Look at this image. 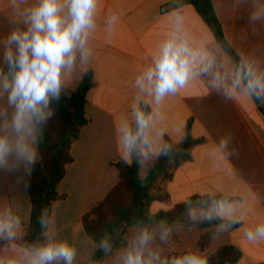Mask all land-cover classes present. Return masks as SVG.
Masks as SVG:
<instances>
[{
	"label": "clouds",
	"instance_id": "obj_1",
	"mask_svg": "<svg viewBox=\"0 0 264 264\" xmlns=\"http://www.w3.org/2000/svg\"><path fill=\"white\" fill-rule=\"evenodd\" d=\"M98 4L99 0H3L8 31L0 35V173L31 175L40 159L44 127L55 114L53 102L74 91L91 68L90 38L98 28ZM234 6L247 11L248 24H264V0H234ZM168 15L170 28L138 70L131 85L133 103L117 126L119 156L127 164L135 157L145 170L150 161L172 152L164 140L168 130L162 105L190 82L204 83L225 101L243 96L264 103V57L238 53L233 58L223 42L195 38L178 9ZM119 18L115 12L106 17L108 37ZM232 142L225 134L209 151L213 167L228 175L233 174L230 161L238 156ZM21 183L27 186L25 179ZM198 193L201 198L196 201L188 199L190 195L184 199L186 224L157 221L152 212L127 228L119 246L118 233L102 230L100 239L93 241V256L100 252L109 264H208L199 250L178 251L174 236L218 219L215 238L243 222L247 210L221 190ZM38 223L39 236L29 242L23 239L27 232L21 215L12 207L0 208V264H76L78 249L59 237L49 208L41 211ZM244 237L249 243L264 241V223L246 229Z\"/></svg>",
	"mask_w": 264,
	"mask_h": 264
},
{
	"label": "crops",
	"instance_id": "obj_2",
	"mask_svg": "<svg viewBox=\"0 0 264 264\" xmlns=\"http://www.w3.org/2000/svg\"><path fill=\"white\" fill-rule=\"evenodd\" d=\"M223 35L237 55L247 53L264 57V24L250 25L245 9L236 10L234 0H211ZM0 0V35L8 31L7 11ZM178 9L192 35L217 41L215 34L196 8L181 0H99L97 30L90 38L93 62L75 90L88 83L85 116L80 137L71 147L73 161L67 165L60 192L65 195L53 204L59 237L78 249L76 264L92 260L93 240L86 234L82 216L113 188L119 174L115 164L121 159L117 149V126L133 103L131 85L138 70L149 62L165 38L170 16ZM115 12L119 21L108 37L106 17ZM231 55V54H230ZM232 56V55H231ZM73 90H69V95ZM164 140L181 141L186 130L198 142L188 160L175 168L166 190L168 203L155 201L150 212L170 210L198 192L221 190L241 202L247 214L230 232L217 235L206 250L197 247L198 237L216 227L193 228L174 236L178 251L199 250L208 257L222 245H232L240 252L235 264H264V241L249 243L246 229L264 223V103L239 96L225 101L210 92L200 81L190 82L177 95L165 99ZM225 134L233 137L238 156L231 161L233 174L213 167L209 151ZM20 172L0 173V208L12 207L23 218L27 230L31 202ZM195 192V193H194ZM193 193V194H192ZM130 227V226H129ZM3 242H0L2 246ZM102 264H109L103 260Z\"/></svg>",
	"mask_w": 264,
	"mask_h": 264
},
{
	"label": "trees",
	"instance_id": "obj_3",
	"mask_svg": "<svg viewBox=\"0 0 264 264\" xmlns=\"http://www.w3.org/2000/svg\"><path fill=\"white\" fill-rule=\"evenodd\" d=\"M181 1L192 4L212 29L217 41L225 44L233 58H238L223 35L211 0ZM88 88L89 84L83 83L69 95L62 94L59 102H53L55 114L44 127L43 142L39 146L40 159L33 167L26 183L31 212L24 240L31 242L38 238L40 232L38 217L41 211L49 208L52 212L53 204L65 197L60 192V185L67 165L73 161L71 147L79 139L80 129L88 122L85 116ZM165 141L172 145V152L168 156H160L150 161L146 170L141 168L135 157L131 164L125 163L122 159L115 164L119 174L117 184L82 216L83 228L93 241H98L103 234L102 230H107L119 234L116 239L119 246L129 226L152 215L149 208L153 202L168 203L167 182L170 181L175 168L190 158L191 149L198 140L194 139L187 129L180 142ZM200 198L192 196L189 199L196 201ZM185 216L184 201L174 205L170 210L156 212L154 219L169 224L175 222L186 224ZM219 223L221 221L217 219L210 223H199L194 228L216 227ZM214 233L212 230L200 235L197 241L198 248L206 249L214 238ZM239 257L240 252L237 248L222 245L207 259L208 264H235ZM92 259L100 261V264L104 260L100 252H95Z\"/></svg>",
	"mask_w": 264,
	"mask_h": 264
},
{
	"label": "rangeland",
	"instance_id": "obj_4",
	"mask_svg": "<svg viewBox=\"0 0 264 264\" xmlns=\"http://www.w3.org/2000/svg\"><path fill=\"white\" fill-rule=\"evenodd\" d=\"M201 235H202V234H201ZM197 247H198V245H197ZM199 250H201V249H199ZM204 250H206V249H204ZM204 250H201V251H204ZM209 256H210V255H209ZM209 256H208V257H209ZM208 257H207V258H208Z\"/></svg>",
	"mask_w": 264,
	"mask_h": 264
}]
</instances>
